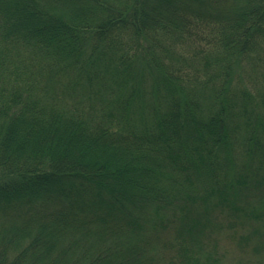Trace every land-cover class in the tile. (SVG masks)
I'll return each mask as SVG.
<instances>
[{
	"label": "trees",
	"instance_id": "trees-1",
	"mask_svg": "<svg viewBox=\"0 0 264 264\" xmlns=\"http://www.w3.org/2000/svg\"><path fill=\"white\" fill-rule=\"evenodd\" d=\"M264 264V0H0V264Z\"/></svg>",
	"mask_w": 264,
	"mask_h": 264
},
{
	"label": "rangeland",
	"instance_id": "rangeland-1",
	"mask_svg": "<svg viewBox=\"0 0 264 264\" xmlns=\"http://www.w3.org/2000/svg\"><path fill=\"white\" fill-rule=\"evenodd\" d=\"M230 264H232V262Z\"/></svg>",
	"mask_w": 264,
	"mask_h": 264
}]
</instances>
